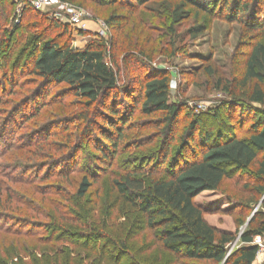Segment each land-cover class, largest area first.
Masks as SVG:
<instances>
[{"label":"trees","instance_id":"trees-1","mask_svg":"<svg viewBox=\"0 0 264 264\" xmlns=\"http://www.w3.org/2000/svg\"><path fill=\"white\" fill-rule=\"evenodd\" d=\"M89 1L113 5L123 0ZM131 1L139 8L153 0ZM174 1L167 7L171 26L189 19L192 11L196 19L217 9L226 22L264 34V0ZM19 2L22 17L41 16L45 26L16 23L9 31L0 23V55L12 56L28 36L9 67L11 58L2 60V86L11 94L12 87H30L0 126V159L19 148L40 147L76 128L74 123L83 126L76 141L67 134L51 149L60 153L56 157L33 164L30 157L27 164L0 163V264H253L258 253L253 240L264 235V44L249 46L242 78L223 87L226 99L195 115L186 101H169V75L153 70L151 58L137 45L120 58L113 38L95 36L82 49L73 48L60 42L65 35L72 40L68 25ZM104 23L118 25V20L112 16ZM22 29L24 35L18 37ZM49 30L58 34L52 37ZM202 33L201 25L188 30L190 38ZM140 65L157 73L141 79ZM59 85L64 87L51 96L50 87ZM68 96L79 109L70 119L60 117L72 106L63 103ZM43 106L55 107L56 120L15 138L20 122L12 126L11 121L16 116L23 121ZM26 108L27 116L22 112ZM181 113L189 122L175 136ZM135 115L144 120L135 121ZM238 173L250 181L241 198L227 197L238 210L236 229L246 222L245 212L257 205L259 210L241 233V246L228 255L235 234L211 226L204 216L214 210L195 199L221 191L224 181ZM77 174L81 177L70 193L67 186ZM100 180L109 184L100 195H89Z\"/></svg>","mask_w":264,"mask_h":264},{"label":"rangeland","instance_id":"rangeland-1","mask_svg":"<svg viewBox=\"0 0 264 264\" xmlns=\"http://www.w3.org/2000/svg\"><path fill=\"white\" fill-rule=\"evenodd\" d=\"M37 2L41 7L40 11L42 12L38 11L41 15L46 14L45 16L52 18L49 12L55 14L66 13L73 17H78L83 22L82 24L85 27L84 31L70 28L72 40H68L65 35L60 39L61 43L69 42L73 48L82 49L95 36L103 37L105 40L113 38L114 42L116 41L117 43V49L121 48L122 50L118 52L119 58L126 53V50H130L127 52H132L134 46L137 45L145 55L151 58L150 67L153 70L165 71L169 75V101H186L189 105H200L201 109L198 113H205L208 110L216 108L220 104V101L226 99V95L223 93V87L229 82L233 83L232 80L239 81L242 78L244 54L248 52L249 46L256 42L264 44V34L257 31L248 32L246 31V27L237 22H226L223 15L217 9H212L213 14L199 13L196 19L193 18L192 11L189 19L171 26L167 7L169 3L174 4V0H168L166 4H161L160 1L153 0L139 8L133 3L131 4V0H128V2L127 0H123L121 3L118 2L113 5L89 0H37ZM22 6V4L17 3V0H4L3 3H0V23L2 29L10 31L16 23L24 26L32 22L37 27L39 24H41L40 27L45 26V23L41 21V16L37 17L32 14H27V16L22 17ZM2 12L6 14L4 18H2L3 16L1 17ZM112 16L115 17V20H118V25H105L104 22L107 18ZM195 25H201L203 33L196 38H190L188 30ZM36 26L35 28L37 29ZM116 27L119 29L117 30ZM24 32L25 30L23 29L19 31L18 37L20 35L23 36ZM47 34L54 37L58 33H54V30H49ZM25 40L21 44L18 42L14 52L12 53L13 50L11 51L12 56L10 55L9 57L10 53L2 54L4 55L3 57L0 55V64L2 60L5 62L11 58L8 63L9 67L11 62L15 60L17 52L23 46ZM138 67V72H142L141 79H144L143 77L146 75L157 73L153 72L150 68L148 69L145 65ZM134 73L137 72L134 71ZM14 84L15 81L13 82ZM3 87L0 68V126L2 124L4 125L9 119V115L13 113L16 107L14 106L16 102L30 90V87L19 89L16 86L15 88L12 87L15 90V94H11L10 89ZM62 87L64 86H51L50 95L53 96ZM251 87L252 83H249L248 88L250 89ZM3 89L7 90L4 91ZM137 94L138 92H135L133 96ZM74 100L69 96L63 100V103H73L69 104L72 105L71 107L63 109L61 114L64 115L60 117L65 116L70 119V116L73 117V115L79 112L78 106H74ZM253 107L260 109V105H253ZM54 108L51 109L43 106L39 109L38 113L30 117L27 116L29 113L28 108L22 111L26 113L25 115L27 117L25 120L22 121V119L16 116L15 120L11 121L12 126L20 122V128L15 138H21V136L34 131V129L36 130V128L42 127L41 125L54 122L57 118L52 115ZM188 109L196 115L197 112L195 110L190 107ZM133 118L138 122L144 120V117L140 115H135ZM180 118H182V122L177 128L175 136L181 134L183 128L189 122V117H186L184 113L180 114ZM209 122L211 121L209 120ZM77 124H73L76 128L72 127L71 131L68 130L61 136L52 137L50 141L42 144L40 147H31L29 149L19 148L9 152L0 159L1 165L14 166L16 164L30 163L26 160L27 157L32 159L31 164H33L34 162L43 161L45 156H58L60 153L51 151V149H55L56 144L62 143L67 134H71L72 142L76 141L79 136L78 133L82 130L83 126L79 123L77 127ZM217 125L218 122L215 121L213 126ZM150 132L152 131H146L147 134ZM89 151L93 157L97 155L96 150L90 147ZM132 153L133 151L126 154L122 153L120 154V158L125 159ZM113 169H115V165L111 168V170ZM80 177L81 175L77 174L71 176L70 179L72 182L68 180L69 186H67V189L70 193L75 192ZM249 181L250 179L246 173H238L232 175V178L229 180L224 181L221 191L202 193L195 199L196 203L203 205L207 210H214V214L204 216L205 220L211 226L220 232L235 234L233 247H229L230 250L228 253H231L232 250L241 246L239 241L240 235L245 231L250 221L249 219L254 215L253 212L259 210V205H257L253 206L252 210L248 213L245 212L244 217H246V222L238 230L236 229L235 220L239 218L238 210L235 209V204L230 205L227 203V197L233 196L235 198H241L242 194L240 192L242 187ZM108 184L109 180H100V182L95 183L90 189L89 195H93L95 192H98L100 195L103 192V188L107 187ZM258 237L264 243V235ZM258 237L254 238V245L259 243ZM0 248H2L1 245ZM253 264H264V252L257 255Z\"/></svg>","mask_w":264,"mask_h":264},{"label":"built area","instance_id":"built-area-1","mask_svg":"<svg viewBox=\"0 0 264 264\" xmlns=\"http://www.w3.org/2000/svg\"><path fill=\"white\" fill-rule=\"evenodd\" d=\"M19 1L20 0H17V3ZM25 2L28 3L31 7H33L36 11H40L41 10V7H40L39 3L37 2V0H25ZM19 4L23 5V3H20V2H19ZM21 9L23 11V6H22ZM40 12H42V11H40ZM49 13L51 14V17L53 19H55L56 21H58L59 23L68 25L73 30H82V31H84L85 27L82 24L83 22L78 17H73L72 15L66 14V13L65 14H58V13L55 14V13H52V12H49ZM98 37H100V36H98ZM189 107L192 108L193 110H195V112H197V113L201 109L200 105H189ZM258 240H259V243L256 245L258 247L257 255H259L261 252H264V243L261 242L260 237H258ZM229 254L230 253H228V255Z\"/></svg>","mask_w":264,"mask_h":264},{"label":"water","instance_id":"water-1","mask_svg":"<svg viewBox=\"0 0 264 264\" xmlns=\"http://www.w3.org/2000/svg\"><path fill=\"white\" fill-rule=\"evenodd\" d=\"M254 213H255V212H253V214H254ZM253 214H252V215H253ZM249 220H250V219H249ZM249 220H248V221H249ZM230 247L232 248V247H233V244H232Z\"/></svg>","mask_w":264,"mask_h":264},{"label":"crops","instance_id":"crops-1","mask_svg":"<svg viewBox=\"0 0 264 264\" xmlns=\"http://www.w3.org/2000/svg\"><path fill=\"white\" fill-rule=\"evenodd\" d=\"M204 193H209V192H204Z\"/></svg>","mask_w":264,"mask_h":264}]
</instances>
